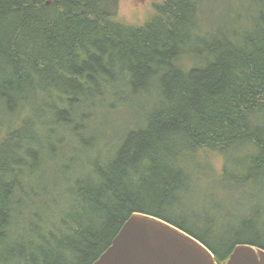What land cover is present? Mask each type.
<instances>
[{"label":"trees","instance_id":"trees-1","mask_svg":"<svg viewBox=\"0 0 264 264\" xmlns=\"http://www.w3.org/2000/svg\"><path fill=\"white\" fill-rule=\"evenodd\" d=\"M121 1L0 0V264H94L135 213L218 264L264 249L252 213L233 231L251 240L225 247L167 214L193 169L264 179V0H214L220 18L212 0H164L138 25Z\"/></svg>","mask_w":264,"mask_h":264},{"label":"rangeland","instance_id":"rangeland-1","mask_svg":"<svg viewBox=\"0 0 264 264\" xmlns=\"http://www.w3.org/2000/svg\"><path fill=\"white\" fill-rule=\"evenodd\" d=\"M164 0H122L118 7V13L122 20L130 24L138 25L145 23L156 11V6ZM220 1L211 2V12L213 17L220 18L227 7L219 4ZM217 11V12H216ZM120 118L110 122L113 129H118ZM233 156L227 157L231 161ZM224 159L220 155L211 159V164L215 170L222 168ZM235 173V177L248 173L246 166L230 165V169ZM195 175L192 181L194 189L189 188L192 181L188 180L179 195H174L175 201L170 203L167 214L171 219L181 222L183 225L199 230L209 229L218 246H227L233 241H250L254 235L244 233L241 239L233 237L234 230L238 226V221L252 213L255 224L264 237V192L257 193L258 188L264 189V183L260 182L263 175H254L253 183L219 181L209 169H193ZM229 224L231 228L226 225ZM262 243V242H261Z\"/></svg>","mask_w":264,"mask_h":264},{"label":"water","instance_id":"water-1","mask_svg":"<svg viewBox=\"0 0 264 264\" xmlns=\"http://www.w3.org/2000/svg\"><path fill=\"white\" fill-rule=\"evenodd\" d=\"M94 264H217L202 242L155 216L135 213ZM226 264H264V249L238 245Z\"/></svg>","mask_w":264,"mask_h":264}]
</instances>
